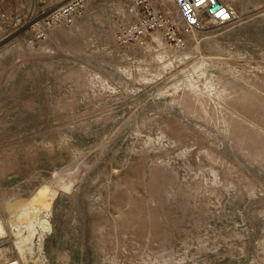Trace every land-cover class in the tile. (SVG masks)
Here are the masks:
<instances>
[{
	"label": "rangeland",
	"instance_id": "rangeland-1",
	"mask_svg": "<svg viewBox=\"0 0 264 264\" xmlns=\"http://www.w3.org/2000/svg\"><path fill=\"white\" fill-rule=\"evenodd\" d=\"M65 1L0 0V257L264 264V0L179 42H117L123 0L38 36Z\"/></svg>",
	"mask_w": 264,
	"mask_h": 264
},
{
	"label": "built area",
	"instance_id": "built-area-1",
	"mask_svg": "<svg viewBox=\"0 0 264 264\" xmlns=\"http://www.w3.org/2000/svg\"><path fill=\"white\" fill-rule=\"evenodd\" d=\"M97 0H66L64 3L43 11L31 23L37 26L38 36L45 35L52 26L71 27L87 8ZM125 9L133 16V22L114 36L119 43H142L153 32H160L166 38L181 41L180 32H189L201 26L207 17L212 21L225 23L233 19L235 9L226 0H171L177 9L176 19L159 0H123ZM0 264H19L11 257L1 258Z\"/></svg>",
	"mask_w": 264,
	"mask_h": 264
},
{
	"label": "crops",
	"instance_id": "crops-1",
	"mask_svg": "<svg viewBox=\"0 0 264 264\" xmlns=\"http://www.w3.org/2000/svg\"><path fill=\"white\" fill-rule=\"evenodd\" d=\"M7 3H5V7H8V0H5ZM28 8L31 6V0H29V3H28Z\"/></svg>",
	"mask_w": 264,
	"mask_h": 264
},
{
	"label": "bare ground",
	"instance_id": "bare-ground-1",
	"mask_svg": "<svg viewBox=\"0 0 264 264\" xmlns=\"http://www.w3.org/2000/svg\"><path fill=\"white\" fill-rule=\"evenodd\" d=\"M1 227V226H0Z\"/></svg>",
	"mask_w": 264,
	"mask_h": 264
}]
</instances>
